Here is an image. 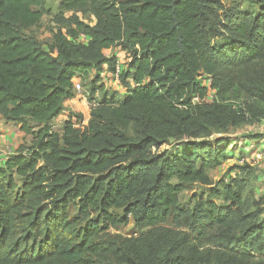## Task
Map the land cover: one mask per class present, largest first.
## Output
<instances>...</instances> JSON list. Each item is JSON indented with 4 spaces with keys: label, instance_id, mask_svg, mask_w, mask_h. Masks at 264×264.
Listing matches in <instances>:
<instances>
[{
    "label": "trees",
    "instance_id": "obj_1",
    "mask_svg": "<svg viewBox=\"0 0 264 264\" xmlns=\"http://www.w3.org/2000/svg\"><path fill=\"white\" fill-rule=\"evenodd\" d=\"M249 1L259 14L219 0H64L70 10L90 5L97 24L77 21L45 49L24 32L42 19L43 0H0V115L42 125L0 166V264H264V223L236 208L241 187L210 186L207 170L223 152L198 164L210 148L196 141L264 120V0ZM113 47L130 54L119 78L134 87L87 128L67 121L53 131L76 77L104 65L117 72L104 51ZM203 75L221 103L206 101ZM232 91L240 109L223 103ZM171 139L182 147L153 153ZM197 182L209 194L184 209L180 194ZM131 217L140 228L172 221L144 237L108 233Z\"/></svg>",
    "mask_w": 264,
    "mask_h": 264
},
{
    "label": "rangeland",
    "instance_id": "obj_2",
    "mask_svg": "<svg viewBox=\"0 0 264 264\" xmlns=\"http://www.w3.org/2000/svg\"><path fill=\"white\" fill-rule=\"evenodd\" d=\"M102 1L120 2V0ZM219 1L223 3L225 11L228 8H235L259 14L262 9L260 5L249 0ZM37 9L41 10L42 19L38 25L24 29V32L37 39L45 49H49L57 33L69 34V31L75 29L77 21L90 26L97 24V18L90 5L79 10H70L64 5V0H43ZM89 39V36L82 34L78 43H87ZM222 41H225V37L215 39L213 43H221ZM104 51L117 58V72L113 73L107 65H104L101 71L93 69L89 71L88 75L76 77L74 80L75 96L66 100L62 111L49 122L53 131L62 135L67 121H72L81 130L87 128L91 120L97 115L95 112L99 108L112 104L116 99H122L128 94L129 87H134L132 80L123 84L119 78V72L128 67L131 60L130 54L122 50L121 47H113ZM201 83L209 91L206 97L207 102H222L217 91L211 86V76L203 75ZM77 85H80L81 88L78 89ZM235 94V91L225 94L223 103L240 109L242 104L234 98ZM40 127H42L41 124L29 118L25 122L19 123L0 115V166H4L8 159L19 154L23 148L31 146L35 139L34 135ZM196 141L206 144V147L210 148L202 151V157L198 160V164L208 159V153L215 156L211 149L219 148L223 152L216 158L215 165L207 170L212 182L210 186H216L220 183H235L236 187H241L244 197L243 204L236 206V208H241L244 213L251 212L250 215L257 213L254 219L264 223V120L255 119L245 123V125L230 126L225 133L214 132L211 136L196 139ZM178 147H182V143L171 139L159 149L153 148V153H162L164 150L174 152ZM174 181L176 182V180ZM208 187V185L205 186L199 182L187 184L180 194L181 206L184 209L193 208L199 201L206 199L209 194ZM213 201L223 207L227 206L223 199L214 198ZM117 212L121 213L122 211ZM70 214L73 217L77 216L78 212L75 206L71 207ZM171 221L172 217L163 224L140 228L131 217L130 222L126 225L110 227L108 233L124 239L144 237L148 231L166 229ZM183 230L195 235L194 229L185 228ZM209 233L218 235L216 228H213ZM208 247L210 246L206 248Z\"/></svg>",
    "mask_w": 264,
    "mask_h": 264
},
{
    "label": "built area",
    "instance_id": "obj_3",
    "mask_svg": "<svg viewBox=\"0 0 264 264\" xmlns=\"http://www.w3.org/2000/svg\"><path fill=\"white\" fill-rule=\"evenodd\" d=\"M78 86V89H80L81 88V86L80 85H77Z\"/></svg>",
    "mask_w": 264,
    "mask_h": 264
}]
</instances>
